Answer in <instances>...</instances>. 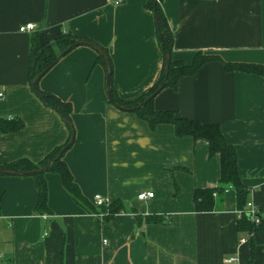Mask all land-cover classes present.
Here are the masks:
<instances>
[{
	"label": "crops",
	"instance_id": "crops-1",
	"mask_svg": "<svg viewBox=\"0 0 264 264\" xmlns=\"http://www.w3.org/2000/svg\"><path fill=\"white\" fill-rule=\"evenodd\" d=\"M148 2L0 0V116L23 121L20 130L0 135V165L37 162L67 139L61 117L30 87L28 55L33 37L44 43L69 32L105 50L110 70L96 61L97 51L78 45L38 86L71 105L75 142L63 159L81 193L92 205L95 194L106 200L93 205L99 214L113 201L125 207L109 218L87 213L47 172V211L39 213L31 175H0V264H264V228L249 237L237 231L230 186L218 210L195 208L194 190L214 187L219 177V156H209L208 142L179 137L170 123L150 128L109 102L108 71L123 101L141 96L160 75L163 55ZM160 7L173 60L189 64L200 51L264 64V0H160ZM28 22L32 30L18 31ZM153 107L219 125L235 150L246 199L264 217V76L210 61L165 86ZM143 191L153 196L137 199ZM152 214L164 222L149 221ZM232 255L238 261L226 263Z\"/></svg>",
	"mask_w": 264,
	"mask_h": 264
},
{
	"label": "trees",
	"instance_id": "trees-1",
	"mask_svg": "<svg viewBox=\"0 0 264 264\" xmlns=\"http://www.w3.org/2000/svg\"><path fill=\"white\" fill-rule=\"evenodd\" d=\"M154 2V0H149L147 6L152 12L155 9V14L157 16V21L155 22L156 37L163 55V64L160 75L157 81L149 88V90H147L141 96L132 101H123L117 96L111 85L109 72V87L107 91L109 92L111 97V100L109 99L110 103H118L127 108L135 107L139 103H143L146 98L156 90L158 85L164 79V55L171 54L173 36L172 31L170 30L160 7V0L156 1L155 7ZM79 38V36L73 35L69 32H60L54 40L50 42L38 43L37 39L33 37L31 39V47L28 55V77L30 87L32 80L39 73L43 71L47 72L57 62L59 53L73 44ZM105 53L106 55H108L106 51ZM96 61L102 65H105L103 56L98 52ZM210 61H220L223 64L224 70L227 72L240 71L244 73L264 76V64L254 62H229L224 61L216 54H207L199 51L194 54L193 59L189 64H183L179 60H173L170 56L167 83L165 86L174 87L180 77L194 75L203 64ZM37 89L43 96V104L51 109L58 108L62 112L63 116L68 120V122L72 124V109L70 103L68 101L60 99L58 96L51 92L40 89L38 86V82ZM153 98L147 100L142 104L141 107L136 108L130 112H133L139 118L144 120L150 128H153L157 124L170 123L174 127L175 134L179 137L191 136L194 139L203 138L208 142L209 156L212 157L215 154L219 156V177L217 184L214 187L197 188L194 190L193 199L196 210L213 211L221 208L222 196L224 191L226 190L225 187L230 186L235 192L236 207L238 211H240L236 225L237 231L246 233V235L249 237L255 231L264 228V217L260 213L259 222L254 223L245 212L248 188L242 184L239 177L237 169V156L235 150L233 146L225 140L219 125L213 123H201L196 120L179 117L173 110H156L153 107ZM65 126L69 133L67 139L61 145L55 146L50 152H48L37 162L23 157L7 163H3L0 165V167L14 171H30L42 167L47 163V161L54 158L60 152L62 147L67 144L70 138L71 131L67 124H65ZM22 127L23 121L17 116H0V135L4 133L15 132L17 130H20ZM73 142H75V138ZM69 147L61 154V156L56 161L52 162L48 166L45 172L29 174L34 179L36 189L34 209L39 213H44L47 211V185L45 174L47 172H54L59 176L63 188L70 195L72 200L85 212L95 213V215H97L98 212H96L95 207L81 193L78 185L73 179V176L67 164L63 159L64 154L69 149ZM0 175L4 174L0 173ZM120 210H125L124 205L119 201H113L108 204V211L106 214L102 215V217H112L116 213L121 212ZM148 220L157 223H163L164 217L162 215L152 214L149 216Z\"/></svg>",
	"mask_w": 264,
	"mask_h": 264
},
{
	"label": "water",
	"instance_id": "water-1",
	"mask_svg": "<svg viewBox=\"0 0 264 264\" xmlns=\"http://www.w3.org/2000/svg\"><path fill=\"white\" fill-rule=\"evenodd\" d=\"M154 7H155V3L157 0H154ZM153 15H154V18H155V21H157V16L155 14V9L153 11ZM78 45H86V46H89L91 48H93L95 51H97L99 54H101L105 60V66H106V69L109 70V61H108V57L106 55V53L104 52V50L98 46L97 44H95L94 42L92 41H89L87 39H84V38H79L77 39L73 44H71L70 46H68L66 49H64L63 51H61L57 57V59L61 58L62 56H64L67 52H69L72 48L78 46ZM164 61H165V65H164V79L163 81L158 85V87L156 88V90L151 93L147 98L146 100L143 102L145 103L147 100L153 98L157 93H159L163 88L164 86L166 85L167 83V74H168V67H169V62H170V54H165L164 55ZM45 73V71L39 73L31 82V87H32V91L33 93L39 98V100H41V102L43 103L44 102V99H43V96L41 95V93L38 91L37 89V82L39 81L40 77ZM109 85V71L107 72L106 74V87H108ZM107 96L108 98L111 100V97H110V94L109 92L107 91ZM143 103H139L138 105H136L135 107H132V108H127L125 106H122L118 103H114V105L121 109V110H125V111H132L136 108H139L142 106ZM55 110V112L58 113V115L61 117L62 121L67 124L70 128V131H71V134H70V138L67 142V144L62 147V149L60 150V152L54 157L52 158L51 160L47 161V163L45 165H43L42 167L40 168H37V169H33V170H30V171H14V170H8V169H4V168H1L0 167V173L1 174H4V175H29V174H36V173H43L47 170L48 166L56 161L60 156L61 154L70 146L72 145L73 141H74V128H73V125L71 123L68 122V120L63 116L62 112L58 109V108H55L53 109Z\"/></svg>",
	"mask_w": 264,
	"mask_h": 264
},
{
	"label": "built area",
	"instance_id": "built-area-1",
	"mask_svg": "<svg viewBox=\"0 0 264 264\" xmlns=\"http://www.w3.org/2000/svg\"><path fill=\"white\" fill-rule=\"evenodd\" d=\"M114 3H119L121 0H112ZM34 28V24L31 22L25 23L18 27V31L24 32V31H30ZM2 93H0V97H2ZM264 131V128H263ZM153 196V192L151 191H143L137 194V199L145 200L148 198H151ZM93 205L95 206H102L104 204H107L106 200H104L100 195L95 194L92 198ZM245 212L248 215V217L254 222L258 223L260 220L259 217V211L256 205L252 201H247L245 204ZM240 214V211H239ZM103 214H97L98 217H102ZM43 218H46L47 216L45 214H42ZM247 240L246 237L240 238L239 242L244 243ZM106 241L103 240V243ZM238 261L237 256L232 255L225 259L226 263H235Z\"/></svg>",
	"mask_w": 264,
	"mask_h": 264
},
{
	"label": "rangeland",
	"instance_id": "rangeland-1",
	"mask_svg": "<svg viewBox=\"0 0 264 264\" xmlns=\"http://www.w3.org/2000/svg\"><path fill=\"white\" fill-rule=\"evenodd\" d=\"M65 125V124H64Z\"/></svg>",
	"mask_w": 264,
	"mask_h": 264
}]
</instances>
